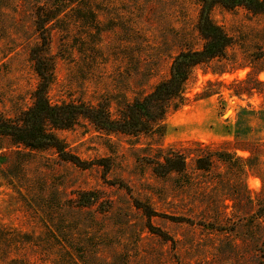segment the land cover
<instances>
[{"label":"rangeland","instance_id":"1","mask_svg":"<svg viewBox=\"0 0 264 264\" xmlns=\"http://www.w3.org/2000/svg\"><path fill=\"white\" fill-rule=\"evenodd\" d=\"M57 4L0 0V116L33 105L36 11ZM200 9V0H72L43 52L51 100L107 102L116 116L169 77L179 52L203 46ZM212 18L233 43L195 69L164 134H109L84 117L57 130L88 167L0 137V264H264V92L234 91L250 73L264 82V12L217 4ZM174 151L187 169L156 172ZM199 155L213 156L209 170ZM137 200L162 214L149 217Z\"/></svg>","mask_w":264,"mask_h":264},{"label":"trees","instance_id":"2","mask_svg":"<svg viewBox=\"0 0 264 264\" xmlns=\"http://www.w3.org/2000/svg\"><path fill=\"white\" fill-rule=\"evenodd\" d=\"M57 1L59 4L54 7L41 5L36 11V29L40 33L41 43L32 49V56L41 81L35 92L34 103L18 118L0 116V137H8L12 143L24 145L29 149L54 148L62 159L72 161L82 167H88L94 163L70 151L65 140L58 136L57 130L71 128L84 117L109 134L112 132L131 134L159 132L164 134L167 115L188 100L186 91L195 69L212 59L226 57L227 48L233 43L232 35L212 18L215 5L221 4L230 9L244 6L257 14L264 12V0H200L198 28L204 40L203 46L179 52L172 62L169 77L157 83L149 93L135 97L133 101L126 103L115 116L107 102L92 105L84 101L54 103L51 100L49 86L53 79L54 66L43 52L50 42L49 33L52 21L72 0ZM237 84V89L234 91L240 96L252 95L255 91L264 92L262 87L264 82L254 77V73H250L247 78L238 81ZM199 156L196 158L197 167L209 170L213 165V156ZM163 158L162 161H156L154 166V170L158 173L187 169L188 161L184 153L174 151ZM108 160L100 159L99 162L105 165ZM137 204L144 208L149 217L162 214L139 200ZM173 218L184 220L181 217ZM157 230L162 236H167L161 229ZM3 231L4 229L0 230V236ZM12 263L28 264L24 259H15Z\"/></svg>","mask_w":264,"mask_h":264}]
</instances>
